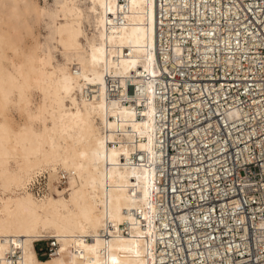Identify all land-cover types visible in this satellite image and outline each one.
<instances>
[{"label":"bare ground","instance_id":"1","mask_svg":"<svg viewBox=\"0 0 264 264\" xmlns=\"http://www.w3.org/2000/svg\"><path fill=\"white\" fill-rule=\"evenodd\" d=\"M155 19L156 0H0V264L16 247L19 264H153L151 231H101L131 220L133 208L151 221L153 170L122 163L128 145L108 140L140 136L148 149L153 123L106 94L107 75L126 89L129 76L140 83L157 71ZM42 20L44 39L34 31ZM60 169L75 178L66 191L29 187L40 171ZM44 235L60 249L40 258L34 240Z\"/></svg>","mask_w":264,"mask_h":264},{"label":"built area","instance_id":"2","mask_svg":"<svg viewBox=\"0 0 264 264\" xmlns=\"http://www.w3.org/2000/svg\"><path fill=\"white\" fill-rule=\"evenodd\" d=\"M155 26L157 71L140 83L129 76L126 89L107 75L106 94L153 123L148 149L140 136L108 140L128 145L122 163L153 170L151 221L133 208L101 234L151 231L153 264H264V0H156ZM69 185L60 169L29 187L43 196ZM34 247L47 258L60 241L44 235ZM21 257V247L6 253L10 264Z\"/></svg>","mask_w":264,"mask_h":264},{"label":"rangeland","instance_id":"3","mask_svg":"<svg viewBox=\"0 0 264 264\" xmlns=\"http://www.w3.org/2000/svg\"><path fill=\"white\" fill-rule=\"evenodd\" d=\"M49 3H52L53 2V0H47ZM38 2L40 3V4H42V5H44L45 3H46V0H38ZM41 23V24H40ZM44 23V24H43ZM38 25H39V27H38ZM41 25V26H40ZM34 31H35V33H36V35L37 36H39L41 39H44V36H45V34H47V29H46V25H45V22L42 20V21H40V22H37L36 24H35V26H34ZM39 33H41L40 35H39ZM26 42L27 43H30L31 42V38H27V40H26ZM37 97L39 98V94H37ZM14 110V111H13ZM13 110L11 111V113H12V115H14L15 116V118L17 117V115L19 116V117H17L16 118V120H18V121H20V120H22V117H21V115H20V113L16 110V109H14L13 108ZM15 113H16V115H15ZM57 173H58V171L57 172H52V173H49V175H50V179H54L55 177H56V175H57ZM75 182V178H72L71 176H70V185H72L73 183ZM69 185V186H70ZM53 191V190H52ZM55 191L56 192H62L63 190H58V189H55Z\"/></svg>","mask_w":264,"mask_h":264}]
</instances>
